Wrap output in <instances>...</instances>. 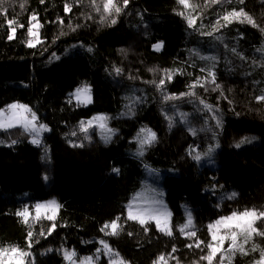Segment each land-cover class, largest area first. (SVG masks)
Here are the masks:
<instances>
[{
    "label": "trees",
    "instance_id": "obj_1",
    "mask_svg": "<svg viewBox=\"0 0 264 264\" xmlns=\"http://www.w3.org/2000/svg\"><path fill=\"white\" fill-rule=\"evenodd\" d=\"M112 1L0 0V109L23 105L48 129L39 145L0 130V264H66V251L108 264L100 242L121 264H264L263 218L214 254L208 230L264 211V0ZM241 10L253 23L222 19ZM82 88L87 105L71 98ZM97 113L112 134L80 130ZM147 169L163 174L171 235L125 216ZM113 221L117 234L101 231Z\"/></svg>",
    "mask_w": 264,
    "mask_h": 264
},
{
    "label": "rangeland",
    "instance_id": "obj_2",
    "mask_svg": "<svg viewBox=\"0 0 264 264\" xmlns=\"http://www.w3.org/2000/svg\"><path fill=\"white\" fill-rule=\"evenodd\" d=\"M113 4V1H112ZM85 89V88H82ZM77 90H74L71 93V98L74 102L80 105H87L90 101V92L87 88V92H82L80 94L79 99H77L76 93ZM12 105H16L17 107L12 108ZM8 106L6 109H0V113L3 115H0V122L4 123V127H0V130H6L14 127H21L25 129L26 121L31 120V116L33 115L29 109L23 105L20 104H12ZM23 106V107H21ZM28 109V111H25L24 109ZM29 116V119L26 116ZM89 122H91V125H89ZM36 128H39L40 126L36 124V121L33 122ZM11 124L12 126L9 127L8 125ZM87 127L86 133L89 134L90 131L94 133L97 136L104 137L108 135L109 133L112 134L113 131L109 127L106 117L102 113H97L96 115H93L88 121L83 123ZM103 125V126H102ZM29 130H27L31 135V142L34 138H37L41 141V138L47 130H41L39 132V135L37 136L36 133L31 131V125L28 126ZM34 144V143H33ZM163 180V174L157 171H152L151 169L146 170V174L144 176V180L142 181L141 188L134 194L131 201L128 203V206L125 210V216L129 219V213L131 212V215L135 217L134 219H129L136 221L141 224V220L143 219L145 223L152 222L155 224L157 229L164 234H168L169 232L172 233V228L170 226V220H171V213L169 211L168 205L165 201L164 196V189L162 185ZM42 207L37 211L35 210L36 215L38 216H44L47 218H50L53 213V206L44 203L41 205ZM158 210L159 215L153 216L149 215L153 210ZM184 213L186 216V222L185 225H188L187 227H182L180 229V232L187 237H190L189 233H191V229L193 228V218L190 208L185 205L183 206ZM243 214V213H242ZM242 214H236L228 216L233 217L231 220L224 221V218L219 219L218 221H223L218 223V221L214 222L208 227L210 238L213 241L214 248L216 251H219L220 247L219 245H223L225 242L229 240H233V236H235V239L240 236L241 233L250 231L253 227L254 222L259 219L263 218L264 216L256 217V216H243ZM157 219L160 221L159 227L157 226ZM189 219L191 220V223H189ZM144 224V223H143ZM251 225V228L249 227ZM111 227H109V230ZM183 229V230H182ZM213 236L216 238L213 239ZM102 246V252L105 258L108 259V264H121L120 260L116 256V254L111 251L108 247H105V244L103 242H100ZM213 253V252H212ZM213 253V254H214ZM66 254H72L70 259L66 258ZM64 259L66 260V264H98L99 256L97 257H85L81 258L79 260L74 259V255L70 251H66L63 254ZM206 262L208 263L209 260L207 259ZM157 264H178L176 261L172 259H166L160 260ZM218 264V262H217Z\"/></svg>",
    "mask_w": 264,
    "mask_h": 264
},
{
    "label": "snow or ice",
    "instance_id": "obj_3",
    "mask_svg": "<svg viewBox=\"0 0 264 264\" xmlns=\"http://www.w3.org/2000/svg\"><path fill=\"white\" fill-rule=\"evenodd\" d=\"M41 2H43V0H41ZM213 2H215V0H213ZM241 2H243V0H241ZM127 3H128V0H124V4H125V6L127 5ZM179 3H180V4H183L185 7H188V6H189V5L187 4V0H179ZM103 7H104V11H105V12H109L110 7H114V5L112 4V0H106V3H104V6H103ZM69 10H70V9H69L68 6L66 5V6H65V11L67 12V11H69ZM120 11H121V9H120L119 7H115V12H116V13H119ZM240 16H244L245 19H246L249 23H253V21L251 20V18H250V17H247L246 14L243 12V10H241V11H239V12L233 11V12L227 13V14H225V15L222 17V19H223L224 21L228 22V23H231V19H230V17H231V18H239ZM31 19L35 20V19H36L35 15H33ZM115 22H116V21L113 19V20H112V23H115ZM13 23H14V21H9V25H12ZM193 23H194V20H190V21H189V26L191 27V26L193 25ZM217 24H219V21H217ZM21 27H22V25H21ZM11 30H12V32H13V34H14V33H15V28H12ZM28 34H29V36L34 35V33H33V28H32V27H29V28H28ZM209 34H211V33H209ZM8 39H10V40L13 39V35H9ZM28 46H29V47H34L35 45L33 44V42H32L31 40H29V41H28ZM154 47L157 48V49H159L160 45H155ZM89 51H91V49H89ZM116 71H117V73H119V72H120V69H116ZM160 83L163 84V81H161ZM82 92H87V88H85V89H78V90H77V93H76L77 99H79L80 94H81ZM258 99H264V97H259ZM11 107H12V108H15V107H17V106H16V105H12ZM21 107H23V106H21ZM24 110H25V111H28V109H26V108H25ZM0 115H3V114L0 113ZM35 121H36V116H35V115H32V116H31V120H30V121H26L25 130H29L28 126L31 125V131H33L34 133H36V135L38 136V135H39V132H40L41 130H47V129H46V126H44V125H40L39 128H36L35 125H34V123H33V122H35ZM90 125H91V122H89V125H88V126H90ZM4 126H5L4 123H3V122H0V127H4ZM8 126L11 127L12 125L9 124ZM102 126H103V125H102ZM80 130L83 131V132H86V131H87V127L82 123V124H81V129H80ZM73 135H75V133H73ZM149 135H150V139H155L154 134H149ZM108 138H110V137H106V139H108ZM148 142H150V141H149V140H144V141H142V143H148ZM12 143L15 144L16 141H12ZM32 143L39 145V144H40V140L37 139V138H34V139L32 140ZM196 158L199 159V156H197ZM114 171H117V170L114 169ZM233 195H234V194H233ZM41 207H42L41 205H36V209H37V211H39V209H40ZM17 215H18V216H22V217L24 218L25 222H27L28 209L25 208L23 211L18 212ZM149 215L157 216V215H159V212H158V210H155V209H154L151 213H149ZM235 215H236V214H234V216H235ZM242 215H243V216H247V217H251V216L260 217V216H264V211H261V212L257 213L254 209H253V210H246ZM134 218H135V217H133V216L131 215V212H130V213H129V219H134ZM231 219H233V217H225V218H224V221L231 220ZM140 222H141V224L145 223V221H144L143 219H142ZM220 222H223V221H218V223H220ZM189 223H191V220H190V219H189ZM159 224H160V221L157 219V226H158V227H159ZM187 226H188V225H185V227H187ZM109 227H111L113 234H117V231H116V230H117V223H116V221H113V222L111 223V225L105 224V225H104V228H102L101 231H103L104 229H107V228H109ZM249 227L251 228V225H249ZM182 230H183V229H182ZM251 231L255 232L256 229H255V228H251ZM168 234L171 235L170 232H169ZM259 234L264 235V233H259ZM189 235H195V233L192 232V233H189ZM29 236H31V233H29ZM215 238H216V237L213 236V239H215ZM233 242L235 243V236H233ZM197 246H198V245H197ZM105 247H107V246L105 245ZM208 247L211 248V245H209ZM238 247H240V250L243 251L242 246H238ZM11 251H12L13 253H15V252H17V249L12 248ZM215 251H216L215 249H212V252H213V253H214ZM71 255H72V254H66V258H69V259H70ZM261 255H262V258H264V252H262ZM207 259L209 260V264H211V259H212V257L209 256V257H207ZM160 260H164V257H163V256L160 257Z\"/></svg>",
    "mask_w": 264,
    "mask_h": 264
},
{
    "label": "built area",
    "instance_id": "obj_4",
    "mask_svg": "<svg viewBox=\"0 0 264 264\" xmlns=\"http://www.w3.org/2000/svg\"><path fill=\"white\" fill-rule=\"evenodd\" d=\"M26 117L29 119V116L28 115ZM53 208H56V207H53Z\"/></svg>",
    "mask_w": 264,
    "mask_h": 264
}]
</instances>
